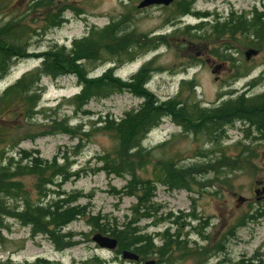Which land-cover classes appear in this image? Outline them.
Wrapping results in <instances>:
<instances>
[{"label":"rangeland","instance_id":"obj_1","mask_svg":"<svg viewBox=\"0 0 264 264\" xmlns=\"http://www.w3.org/2000/svg\"><path fill=\"white\" fill-rule=\"evenodd\" d=\"M10 1L18 3L21 0ZM140 1L71 0L69 9L65 11L66 22L49 30L41 40H35L31 50L42 52L55 45L70 48L72 42L86 36L92 26L103 28L115 21L133 35L135 42L148 39L152 44L146 45L133 61L119 67L117 75L127 80L146 62L154 59L155 71L147 88L160 101L174 98L180 93L183 80H194L195 83L193 92L188 87L184 89L183 103H193L200 108L216 107L222 101L243 92L250 95L264 93V39L258 46H250L245 41L249 40L248 37L241 34L218 37L211 29H191V33L197 34L192 36L186 27L199 23L194 13L177 18L174 5L139 9ZM254 8L264 12V0H196L193 4L195 12L211 13V20L219 22H224L232 13L239 16L247 14L246 18L250 20V12ZM140 34L147 35V38L140 37ZM162 35L163 39H159ZM249 49H256L258 53L247 60L245 53ZM222 55L229 56V59ZM109 58L105 56L96 62H86L85 67L90 76H101L113 66ZM40 63L41 60L36 58L17 62L0 80V94ZM217 66H220L219 69L213 73ZM238 66H242L244 72L250 71V74L237 77ZM255 78L259 81L254 86L249 85ZM41 86L39 110L45 109V115L64 121L69 127H81L89 135L46 133L47 119L39 113L30 121H14L13 133L17 135L19 145L6 155L14 156L17 160L21 156L20 150H23L42 159L56 158L59 164L68 163L72 172L83 168L80 177L72 176L66 182L58 180L61 186H54L52 190L64 191L66 194L79 193L81 197L74 204L87 208V218L75 219L65 227L63 233L76 234L78 241L62 251L46 236L33 237L30 227L21 225L12 217L7 218L0 238V261L9 258L14 263H32L43 258L53 264H84L98 257L106 264H145L148 260H158L163 264H234L243 258L264 260V217H246L264 205V194H256V190L264 186V147L251 143L250 138L255 135V131L248 125L236 121L226 128L227 138L222 145L216 142L202 145L195 134L184 132L172 117H165L144 140V147L153 156L150 159L147 155L148 164L135 170L138 179L151 181L153 186L152 217H146L142 215L146 212L145 206L139 212L134 211L141 192L136 195L126 193L131 176L111 174L102 168L103 163L98 157L104 153L112 154L116 141L102 130H96L101 124H95L105 118H124L127 113L139 108L143 98L129 91H121L105 98H90L86 105L78 109L70 101L82 88L75 75L44 77ZM188 96L192 99H187ZM243 144L255 148L257 157L248 162L247 169L233 173L228 186L224 187L217 180L203 179L197 173L194 179L187 181L188 189L170 188L156 181L157 165L166 160L173 159L178 168L188 167L204 162V159L194 156L201 146L213 151V157L219 155L221 150L236 156ZM211 176H215L214 173ZM23 181L24 187L29 190L33 179L26 178ZM240 196L247 198L243 204L238 201ZM32 197L36 199V193L33 192ZM50 198L57 199L58 195L51 193L44 199L45 202ZM94 216L99 218V223L109 220L110 224L118 226L125 225L135 216L137 221L133 226L137 234L148 235L155 249L147 255L136 252L141 256L142 261L139 262L123 259V250L120 248H101L92 240L95 233H102L91 222ZM242 220L244 224L239 226ZM167 229L179 242H187L184 252L175 248L170 255H159L158 250L164 244L163 233ZM230 231L234 235H229ZM223 242L225 252H218L215 247ZM206 249L210 251L208 259H205L206 255L200 254Z\"/></svg>","mask_w":264,"mask_h":264},{"label":"trees","instance_id":"obj_2","mask_svg":"<svg viewBox=\"0 0 264 264\" xmlns=\"http://www.w3.org/2000/svg\"><path fill=\"white\" fill-rule=\"evenodd\" d=\"M71 0H24L12 3L10 0H0V80L3 79L11 68L19 61L36 58L41 63L35 69L27 71L14 83L8 85L0 94V238L6 227V219L14 218L21 225L30 227L33 237L46 236L55 247L62 251L77 244L76 234L63 233L75 219L87 218V208L74 204L81 197L79 193L66 194L64 191L52 190L54 186H61V182L68 181L72 176L80 177L83 168L71 171L68 163L59 164L58 159L48 160L33 156L20 150V158L8 157V151L19 145L17 135L13 131L15 120L30 121L37 114L42 113L47 119L46 133L65 132L69 134L89 135L81 127H69L64 121H57L51 115H45V109L39 110L41 102L44 77L58 78L66 74H73L81 83V91L71 101L78 109L87 104L90 98H105L121 91H129L141 98L143 103L138 109L127 113L124 118L113 120L101 119L95 124H101L96 130H102L112 136L116 147L112 154L104 153L98 159L103 163L102 168L108 173L116 175H130L131 179L126 186L127 194H137L138 204L135 212L145 206L146 212L142 214L152 217L151 203L153 186L151 181L138 179L135 170L148 164L147 155L151 159L152 152L144 147V140L148 134L165 117H172L174 122L184 132L196 135L197 141L203 143H217L222 145L226 136V128L236 121H242L255 131L250 138L251 143H258L264 147V93L250 95L243 92L237 96L222 101L213 108H200L193 103H183V92L186 87L194 91V80H183L181 92L174 98L160 101L152 92L148 91L154 59L146 62L141 69L129 79L123 80L117 75V69L127 62L133 61L141 54L146 45H152L150 40L144 42L134 41L132 34L121 28V23L112 21L103 28L92 26L88 34L74 40L70 48L53 46L46 51L35 52L31 47L35 40L39 41L46 36L52 28L66 22L65 11L69 9ZM196 0H176L175 16L177 18L194 13L199 19L196 26H187L186 30L192 36L197 34L189 30L211 29L218 37L241 34L248 37V45L258 46L264 39V12L256 8L243 16L232 13L224 22L212 21L211 13L195 12L193 4ZM16 4H21L20 6ZM186 31V33H187ZM147 38V35L140 34ZM163 35L159 39H163ZM152 48H155L153 46ZM105 56L113 66L109 67L101 76L91 77L85 67L86 62H96ZM229 59V56L222 55ZM250 71H242V66L237 67V77H245ZM259 79H253L249 85L254 86ZM187 99H192L188 96ZM60 107V106H59ZM58 107V108H59ZM178 107V109H177ZM56 108V110L58 109ZM163 145H166L164 143ZM213 151L203 149V146L194 156L204 159L203 163H195L188 167H177L173 159L166 160L157 165L155 170L156 181L170 188H189L187 181L194 179V174L201 175L203 179L217 180L225 187L231 175L238 170L249 167V161L257 157L255 148L243 144L236 156H231L220 151L219 155L212 156ZM31 154V155H30ZM79 153H77L78 155ZM110 154V155H109ZM165 167L168 169L166 170ZM214 173L215 176H211ZM32 178L31 188L27 190L23 179ZM155 181V183H156ZM36 193L34 199L32 194ZM58 195L57 199L45 198L50 194ZM147 204L151 206H147ZM156 210V208H155ZM154 210V211H155ZM251 219L264 217V205L257 208ZM135 216L123 226L110 224L104 220L99 223V218L94 216L91 222L94 227H99L101 232L109 234L118 240L120 250H134L141 255L153 252L155 246L148 235L137 234L134 223ZM244 224L242 220L239 226ZM234 235L233 231L229 235ZM164 244L158 250L159 255L165 257L172 254L175 248L184 252L187 242H179L175 235L167 229L164 233ZM224 242L215 247L218 252H225ZM209 250L203 254L208 259ZM192 255L193 253L190 252ZM170 263L171 260H169ZM0 264H53L47 259L38 258L35 262L14 263L9 258L0 261ZM84 264H106L98 257H93ZM234 264H264L263 259L243 258Z\"/></svg>","mask_w":264,"mask_h":264},{"label":"water","instance_id":"obj_3","mask_svg":"<svg viewBox=\"0 0 264 264\" xmlns=\"http://www.w3.org/2000/svg\"><path fill=\"white\" fill-rule=\"evenodd\" d=\"M176 0H141L138 4V8H148L151 6H170L173 4ZM258 53V50L256 49H249L246 51V59L249 60L252 56L256 55ZM220 66H217L213 69V73L217 72V69H219ZM264 194V186L261 189L256 190V194ZM247 198L244 196H240L238 198V201L240 204H243ZM258 200H260V197H258ZM92 240L98 244L101 248L106 249H117L118 248V240L117 238L109 235H104L102 233H95L92 237ZM122 257L125 260H139V254L132 250L125 249L122 252ZM145 264H156L155 260H148L145 262Z\"/></svg>","mask_w":264,"mask_h":264},{"label":"flooded vegetation","instance_id":"obj_4","mask_svg":"<svg viewBox=\"0 0 264 264\" xmlns=\"http://www.w3.org/2000/svg\"><path fill=\"white\" fill-rule=\"evenodd\" d=\"M137 261H139V262L142 261V260H141V256H139V260H137ZM155 261H156V264H163V263L159 262L158 260H155Z\"/></svg>","mask_w":264,"mask_h":264}]
</instances>
